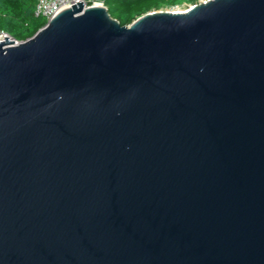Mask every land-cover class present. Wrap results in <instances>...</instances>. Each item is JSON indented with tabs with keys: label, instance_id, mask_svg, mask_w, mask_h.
I'll list each match as a JSON object with an SVG mask.
<instances>
[{
	"label": "water",
	"instance_id": "95a60500",
	"mask_svg": "<svg viewBox=\"0 0 264 264\" xmlns=\"http://www.w3.org/2000/svg\"><path fill=\"white\" fill-rule=\"evenodd\" d=\"M0 264H264V0L1 38Z\"/></svg>",
	"mask_w": 264,
	"mask_h": 264
},
{
	"label": "trees",
	"instance_id": "16d2710c",
	"mask_svg": "<svg viewBox=\"0 0 264 264\" xmlns=\"http://www.w3.org/2000/svg\"><path fill=\"white\" fill-rule=\"evenodd\" d=\"M89 6L100 1L110 16L121 26H128L136 18L165 7L196 5L197 0H84ZM37 0H0V31L18 42H25L46 24V18L36 15Z\"/></svg>",
	"mask_w": 264,
	"mask_h": 264
},
{
	"label": "built area",
	"instance_id": "2783aa9c",
	"mask_svg": "<svg viewBox=\"0 0 264 264\" xmlns=\"http://www.w3.org/2000/svg\"><path fill=\"white\" fill-rule=\"evenodd\" d=\"M78 2L83 3L84 6H89L84 0H37L35 12L36 15L44 16L47 23L57 14H59L62 9H65L69 6H74ZM95 5H102V3ZM1 38H9L10 41H14L15 45L19 43L12 36L2 31H0V39Z\"/></svg>",
	"mask_w": 264,
	"mask_h": 264
},
{
	"label": "rangeland",
	"instance_id": "374dc122",
	"mask_svg": "<svg viewBox=\"0 0 264 264\" xmlns=\"http://www.w3.org/2000/svg\"><path fill=\"white\" fill-rule=\"evenodd\" d=\"M208 0H197V3L196 4H200L202 2H206ZM101 2L100 1H95L92 3V5H95V4H100ZM191 6L193 5H189V4H183V6H176V7H165V9L161 10L163 12H183V11H186L188 10Z\"/></svg>",
	"mask_w": 264,
	"mask_h": 264
}]
</instances>
